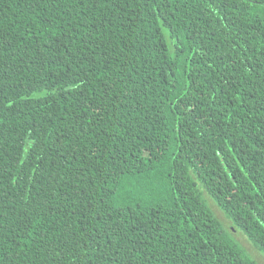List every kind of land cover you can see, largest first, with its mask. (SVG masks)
Instances as JSON below:
<instances>
[{"label":"trees","instance_id":"obj_1","mask_svg":"<svg viewBox=\"0 0 264 264\" xmlns=\"http://www.w3.org/2000/svg\"><path fill=\"white\" fill-rule=\"evenodd\" d=\"M260 3L0 0V264H259Z\"/></svg>","mask_w":264,"mask_h":264},{"label":"rangeland","instance_id":"obj_2","mask_svg":"<svg viewBox=\"0 0 264 264\" xmlns=\"http://www.w3.org/2000/svg\"><path fill=\"white\" fill-rule=\"evenodd\" d=\"M204 198L208 205L214 211L215 215L223 223L227 230L231 232L233 237L249 252V254L259 263L264 264V254L260 252L240 231L233 227L232 222L227 218L224 212L217 206L213 199L206 193L203 192Z\"/></svg>","mask_w":264,"mask_h":264},{"label":"snow or ice","instance_id":"obj_3","mask_svg":"<svg viewBox=\"0 0 264 264\" xmlns=\"http://www.w3.org/2000/svg\"><path fill=\"white\" fill-rule=\"evenodd\" d=\"M245 3H248L249 6H251L252 3H259V0H251V3L250 0H245ZM259 6L264 9V3H260Z\"/></svg>","mask_w":264,"mask_h":264}]
</instances>
